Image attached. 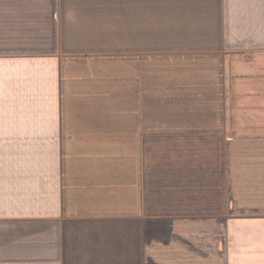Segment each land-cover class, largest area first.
<instances>
[{
	"label": "crops",
	"instance_id": "0c3cea01",
	"mask_svg": "<svg viewBox=\"0 0 264 264\" xmlns=\"http://www.w3.org/2000/svg\"><path fill=\"white\" fill-rule=\"evenodd\" d=\"M0 264H264V0H0Z\"/></svg>",
	"mask_w": 264,
	"mask_h": 264
}]
</instances>
